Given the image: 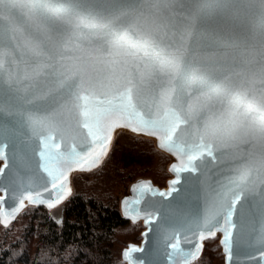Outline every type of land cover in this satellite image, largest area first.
<instances>
[{"label":"water","instance_id":"obj_1","mask_svg":"<svg viewBox=\"0 0 264 264\" xmlns=\"http://www.w3.org/2000/svg\"><path fill=\"white\" fill-rule=\"evenodd\" d=\"M2 11L3 226L10 225L30 206L49 210L53 208L50 203L57 206L67 200L74 189L75 173L98 168L116 137L127 132L152 139L171 157V177L166 185L139 178L121 199L123 216L144 226L140 242H130L122 250L127 264H184L182 254L192 253L197 244H202L192 264L202 256L205 241L218 236L223 264H264V15L258 3L5 0ZM86 68L99 100L113 99L131 72L140 88L137 106L146 117L162 114V91L185 109L191 103L192 119L186 129L182 126L183 134L177 133L179 143L185 150L195 145L207 125L223 145L214 149L216 159L205 155L195 162V173L180 172L174 186L177 191L171 196L148 191L141 194L135 189L142 183L156 192L170 191L171 182L177 179L172 167H180L186 157L161 148L157 136L118 127L97 166L81 170L70 165L73 150L83 156L92 147L71 95L78 74ZM93 69L98 70V78ZM56 144L59 148L54 147ZM41 152L56 157L63 169H75L68 172L70 192L58 191L59 185L52 187L51 178L43 170ZM239 193L243 196L231 217L235 228L229 260L222 243L225 217ZM28 195L37 202L26 199ZM136 200L139 203H133ZM173 244H178L179 252L174 251ZM133 246L140 251H133L126 259L124 253Z\"/></svg>","mask_w":264,"mask_h":264},{"label":"trees","instance_id":"obj_2","mask_svg":"<svg viewBox=\"0 0 264 264\" xmlns=\"http://www.w3.org/2000/svg\"><path fill=\"white\" fill-rule=\"evenodd\" d=\"M169 158L152 140L120 134L103 166L76 175L61 222L46 207L30 206L10 226L0 223V264H126L121 250L144 226L123 216L120 196L140 176L161 184ZM223 262L218 239L210 238L192 264Z\"/></svg>","mask_w":264,"mask_h":264},{"label":"snow or ice","instance_id":"obj_3","mask_svg":"<svg viewBox=\"0 0 264 264\" xmlns=\"http://www.w3.org/2000/svg\"><path fill=\"white\" fill-rule=\"evenodd\" d=\"M249 3H258L261 14L264 15V0H248ZM5 0H0V19H4L3 6ZM2 55V54H0ZM3 65V60L0 59V67ZM97 78L99 72L96 69L92 70ZM143 77H141V83ZM171 83V81H169ZM93 77L89 74V71L84 69L78 74L76 81L74 82L75 91L71 93L74 97L75 107L80 109V115L83 119V128L87 129V135L90 137L89 143L92 145L90 150L83 156L76 153L74 150L70 156L69 164H75L77 168L81 170H90L92 167L97 166L101 157L107 154L108 148L112 140V133L118 127H126L134 132H143L148 135L157 136L159 138L160 147L174 152L176 155L186 157L181 160V166L173 165L172 170L177 173V179L172 181L173 187L168 192H156L147 183H142L136 186V191L143 194L145 191L151 192L153 195L171 196L172 192L177 191L174 187L179 182V173L182 171H190L195 173L197 167L195 162L202 160L205 155L211 158L213 161L216 159L214 155V149L218 150L223 145L218 143L215 139L216 133L210 129L209 126H205V132L199 136V142L195 145L188 147L185 150L179 143V137L177 133L183 134L182 126L186 129L192 119V104L189 103L185 109L179 102L173 103L172 95L164 91L161 92V107L162 114L159 112L155 115H149L148 117L139 110L136 102V97L139 94L140 88L138 83L132 79L131 72L128 73V78L125 85L117 92V95L111 100H99L93 92ZM174 93V89L171 90ZM87 93V94H85ZM199 99V98H197ZM114 101H118L114 102ZM52 139V137H49ZM47 148L48 145L45 144ZM59 148V144L54 145ZM40 155L44 157L45 164L43 166L44 172L51 178L52 187L56 189L59 185L58 191L62 193L70 192L71 189L67 187L68 172L73 171L72 167L63 169L58 166L56 157L46 155L41 152ZM0 156H3V151L0 150ZM3 169H0V173ZM243 193L237 194L231 201V205L227 210L225 217L224 239L222 243L225 246V251L228 253V259L231 260V236L232 229L235 228V224L231 223V217L235 212L236 205L240 202ZM26 199L35 203L37 200L28 195ZM59 199H63L60 196ZM59 199L56 203L59 202ZM129 202L125 201L127 205ZM133 203H139V200L133 201ZM23 201H21V207ZM50 207H54V203L49 204ZM4 223L9 222L7 214H4ZM215 235L214 232L210 233ZM201 240L204 236L200 237ZM174 251L179 252L178 244H173ZM202 249V244H197L195 251L192 253H183L184 264H191V260L195 259ZM133 251H140V249L131 247L124 253L126 259L131 257Z\"/></svg>","mask_w":264,"mask_h":264},{"label":"rangeland","instance_id":"obj_4","mask_svg":"<svg viewBox=\"0 0 264 264\" xmlns=\"http://www.w3.org/2000/svg\"><path fill=\"white\" fill-rule=\"evenodd\" d=\"M122 133H127V132H122ZM122 133H120V134H122ZM119 134V135H120ZM128 134H131V133H128ZM118 135V136H119ZM118 136L116 137V139L118 138ZM133 136H136V137H141V136H138V135H135V134H133ZM142 138H145V137H142ZM116 139L114 140V142H113V144H112V147H111V149H110V151H109V153L103 158V161L100 163V165L98 166V168H100L101 166H103L104 164H105V162L107 161V159L109 158V156H110V154H111V152H112V149H113V147H114V144H115V141H116ZM146 139H149V138H146ZM149 140H152V139H149ZM152 142L154 143V141L152 140ZM154 145H155V143H154ZM155 147L158 149V150H160L156 145H155ZM161 151V150H160ZM163 152V151H162ZM165 153V152H164ZM169 156V155H168ZM170 157V156H169ZM170 162H171V157L169 158V162L167 163V172L169 173V175L168 176H165V178L161 181V184H159V183H157V182H155V180L152 178V177H150V176H140V177H137L135 180H137V179H139V178H150V179H152L156 184H159L160 186H164V185H166L167 184V180L171 177V173H170V168H169V166H170ZM98 168H96L95 170H97ZM95 170H92V171H90V172H93V171H95ZM85 173H88V172H85ZM80 174V173H79ZM76 175H78V174H76L75 173V176H74V178H73V184H74V179H75V177H76ZM134 180V181H135ZM134 181H132L128 186H127V188H126V190L124 191V193L120 196V201H119V203H120V209H121V199L123 198V196L126 194H128L129 192H130V186H131V184L134 182ZM74 190H75V188L73 189V192H72V194L74 193ZM72 194H71V196H72ZM70 196V197H71ZM69 197V198H70ZM68 198V199H69ZM67 199V200H68ZM67 200H65V201H63L62 203H60L59 205H57V206H55V207H61L60 209H57V211L56 212H52L51 213V211L53 210V209H55V207H53V208H51V209H49L48 211L54 216V218L55 219H57L58 221H62V219H63V211H64V206H65V203H66V201ZM21 215V214H20ZM19 215V216H20ZM19 216L17 217V219L19 218ZM16 219V220H17ZM15 220V221H16ZM14 221V222H15ZM13 223V222H12ZM11 223V224H12ZM136 223V222H135ZM10 224V225H11ZM10 225H8V226H10ZM141 225H143L142 223H141ZM5 227H7V226H5ZM136 233V235H138V233L137 232H135ZM140 234V233H139ZM141 235V234H140ZM214 238H217L218 239V243H219V236L218 237H214ZM140 240H141V238L138 240V241H130V242H136V243H138V242H140ZM208 240V239H207ZM130 242H128V243H130ZM127 243V244H128ZM205 243H206V241H205ZM126 244V245H127ZM125 245V246H126ZM219 245H220V243H219ZM124 246V247H125ZM221 246V245H220ZM123 247V248H124ZM123 248H122V250H123ZM122 250H121V258H122ZM223 253V252H222ZM123 260V259H122ZM124 261V260H123ZM127 264V263H126Z\"/></svg>","mask_w":264,"mask_h":264},{"label":"bare ground","instance_id":"obj_5","mask_svg":"<svg viewBox=\"0 0 264 264\" xmlns=\"http://www.w3.org/2000/svg\"><path fill=\"white\" fill-rule=\"evenodd\" d=\"M61 207H55V209H53L52 211H51V213L54 211V212H56L57 211V209H60Z\"/></svg>","mask_w":264,"mask_h":264}]
</instances>
